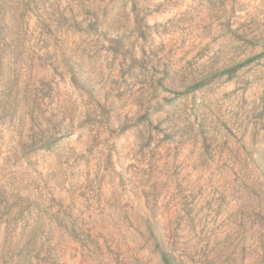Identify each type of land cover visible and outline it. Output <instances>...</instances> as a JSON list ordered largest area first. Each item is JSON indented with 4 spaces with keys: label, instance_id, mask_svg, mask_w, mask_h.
Here are the masks:
<instances>
[{
    "label": "rangeland",
    "instance_id": "1",
    "mask_svg": "<svg viewBox=\"0 0 264 264\" xmlns=\"http://www.w3.org/2000/svg\"><path fill=\"white\" fill-rule=\"evenodd\" d=\"M162 252L264 264V0H0V264Z\"/></svg>",
    "mask_w": 264,
    "mask_h": 264
},
{
    "label": "trees",
    "instance_id": "2",
    "mask_svg": "<svg viewBox=\"0 0 264 264\" xmlns=\"http://www.w3.org/2000/svg\"><path fill=\"white\" fill-rule=\"evenodd\" d=\"M236 69L237 68H235V70ZM199 87H201V84H195V85H193L192 90L198 89ZM162 257H163V261L165 264H172L170 258L167 256V254L165 252H162Z\"/></svg>",
    "mask_w": 264,
    "mask_h": 264
}]
</instances>
